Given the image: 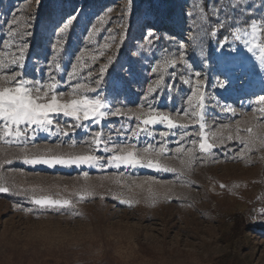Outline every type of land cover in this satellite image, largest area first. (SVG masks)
Wrapping results in <instances>:
<instances>
[{
  "label": "rangeland",
  "instance_id": "rangeland-1",
  "mask_svg": "<svg viewBox=\"0 0 264 264\" xmlns=\"http://www.w3.org/2000/svg\"><path fill=\"white\" fill-rule=\"evenodd\" d=\"M97 1V8L83 16L74 49L67 52L60 61L64 71L59 78L65 82L58 92L68 93L70 90L67 72L75 62L76 55L83 52L85 58L92 55L98 57L92 67L95 75L99 66L107 62L108 56L116 55L119 36L122 28L128 23L135 26L137 32L130 34L132 39L126 42L125 50L120 56L122 62L127 60L128 47L132 43L139 42L136 21L134 19L130 21L127 17L123 22L119 20L121 8L126 0ZM59 2L61 6L66 5L71 8L77 3L80 4L79 7L86 5L85 0H59ZM237 2L241 5L251 3L254 6L251 10H242L243 15L250 13L253 19L264 16V8L260 7L261 0H232L233 4ZM24 3L19 18L28 19L29 14H33L36 8V0H25L21 4ZM137 3L142 10L148 7L147 0H137ZM215 3L216 0H151L154 10L163 17L169 18L170 23L175 27H179L178 33L182 36L188 33V25L195 20L196 24L193 27L196 31L193 35L196 36V42L202 35L199 32V25L206 22L201 13L210 9ZM225 3L226 0H219L220 6ZM108 5H111V12L107 11ZM189 12L193 13L191 19L185 16V13ZM224 14H227L231 22L236 13L232 12L231 8L225 7ZM224 14L221 15V19L224 18ZM243 15L234 18L237 23L245 20ZM93 26L95 32L89 42L86 37L88 32L93 30ZM56 31L58 32V29ZM51 33L49 32V35ZM113 36L116 38L115 44L112 43ZM5 41L12 44L13 40L0 39V59L7 60L11 58L14 49L5 50ZM58 42L56 37L49 45L55 43L57 48L61 49ZM212 42H215V37ZM105 43L111 44V48L104 50L101 56L97 50ZM207 43L205 38L206 47ZM132 51L135 52L136 49ZM157 56L161 62L170 59L165 51H158ZM33 58V55L28 57L26 69L33 64ZM51 58L50 52L48 59ZM46 63L44 56L42 69H45ZM149 63L150 61H144L136 65L141 69L147 82L155 79L148 70ZM118 67L117 65L116 68ZM169 71L171 69L164 71V76ZM205 71L210 78L204 89L206 95H216L221 104L232 105L237 112L235 117L218 115V109L208 107L205 110L207 124L214 128V119L218 123L230 124L235 134L236 123L240 121V127L243 128L245 125L242 122L252 116V108L247 106L249 96L244 93H255L256 96L251 98L256 99L264 88L261 82L264 65L260 64L257 53L248 63L245 71L234 72V90L230 93L212 86L213 78L224 80L223 76L208 69ZM112 72V76L105 79V94L112 91L115 71ZM30 79L44 80V72ZM81 82L88 83L86 80ZM190 87V85L182 87L178 102L183 99L178 108L185 106V97L190 94ZM125 91L126 87L121 90L119 99L124 100L127 107L114 105V110L115 107H121V110L129 116L141 108L144 112L148 111L143 107L141 99L134 101L128 93H124ZM89 95L90 98H94V94ZM168 95L169 92L162 88L156 107L175 116L176 109L171 107L174 102V92L171 93L173 97L171 101L168 100ZM242 102L245 105L243 108L240 106ZM143 118L146 117L141 116V120ZM54 119L62 126L72 123L71 118L64 116ZM177 122L189 121L181 117ZM135 124V119L110 116L101 122L99 128H102L105 134L114 135V132L109 133V129H118L121 125L135 127ZM90 127L98 130L94 124ZM195 130H198L195 126L190 129V131ZM168 131L165 124L148 126L147 131L139 136L138 141H133L127 146L145 155L142 149L149 143L158 147L159 141L165 140L163 134ZM88 138L86 128L77 129L71 137L39 133L35 141L28 145L29 158L34 153L44 154L46 149H52L54 153L86 154L89 145L81 141ZM119 139L120 137H117L118 141ZM176 139V135L168 136L167 147L175 148ZM73 141L76 143L73 144ZM124 146L120 144V147ZM241 147L236 142H229L226 148L214 150L215 158L210 157L203 163H193L187 172L186 180L181 181L176 178V173L157 171L146 165H112L101 169L98 165L28 164L23 158H14L20 152L19 148L0 142V152L12 161L3 170L6 174V182L10 181L19 188L35 189L37 196L60 193L64 198H73L71 196L73 191H81L85 184L93 186L96 193L94 197L76 204V210L80 215L55 211H21L17 205L24 208L32 205L15 203L0 193V264H264V222H262L264 217L259 215L260 210L264 209V151L241 153V158L233 159V154L240 152ZM229 149L232 151L229 152ZM96 154L108 155L103 151H98ZM147 155L154 162L157 161L156 151L150 149ZM159 162L178 170L184 168L181 158L175 156L162 157ZM84 173H88L87 178L84 177ZM222 184L225 187H220ZM149 187L152 189L151 193ZM152 193L157 194L154 204ZM81 194L84 193L81 191ZM101 194L105 196L104 199L100 198ZM117 195H120V200L115 198ZM166 196H171L173 199L169 201ZM124 199L132 200V206L121 203ZM238 214L246 218V226H249H245L242 231L234 229Z\"/></svg>",
  "mask_w": 264,
  "mask_h": 264
},
{
  "label": "snow or ice",
  "instance_id": "snow-or-ice-1",
  "mask_svg": "<svg viewBox=\"0 0 264 264\" xmlns=\"http://www.w3.org/2000/svg\"><path fill=\"white\" fill-rule=\"evenodd\" d=\"M41 2L42 0H36L35 21L38 18ZM147 2L148 7L143 10L138 6L137 0H126L121 8L119 20L123 22L126 17L130 21L134 19L139 29L137 37L139 42L132 43L128 47L127 60L122 62L120 56L125 50L126 42L132 39L130 36L131 23L122 28L116 55L108 56L107 62L99 66L95 75H93L92 67L98 59L96 55L85 58L84 53L81 52L75 56V62L71 64L70 70L67 72L70 89L68 93L58 92L65 81L59 78L64 69L60 62L62 60L59 55L60 48H57L55 43L48 46L41 45L44 48L47 61L45 69H43L45 79L26 78L28 59L26 50L33 47L31 38L35 26L31 14L28 19L24 20L23 27L10 28L8 36L13 40V43L8 44L5 41V50L11 48L14 51L11 52L10 59H0V142L20 149V152L14 156L15 159L23 158L24 162L28 164L98 165L101 169L112 165H146L157 171L176 173L178 180L185 181L187 172L193 163L207 162L209 157L215 158L214 150L226 148L229 142H236L242 146L240 152L233 154V159L241 158V153L251 154L264 151V122H262L264 121V88L261 89V94L256 99L251 98L256 96L255 93H244L249 96L247 106L252 108V116L242 122L245 125L243 128L240 127V121L236 123L235 134H233L230 124L218 123L215 119L213 120L214 128L208 126L207 112L205 111L208 107L218 109V115L235 117L237 112L232 105L221 104L216 95H206L204 91L210 79L205 69L215 71L219 76L224 77V80L213 78V88L230 93L234 90V72L245 71L248 63L257 53L260 64L264 65V16L259 19L247 17L241 23H237L232 18L229 22L230 18L224 14L225 7L231 8L234 13L242 14V10H251L254 7L253 4L241 5L239 2L233 4L232 0H226V3L220 6L219 0H216L210 9L201 13L206 22L199 25V32L202 35L196 42V36L193 35L196 31L193 27L196 24L195 20L188 25V33L182 36L174 31L175 26L170 23L169 18L163 17L154 10L151 0H147ZM260 7L264 8V0H261ZM111 11L108 9V12ZM75 13L76 11L60 20L56 26L59 29L58 32L56 28L53 29V33L57 37H62L77 20L78 15ZM222 14H224L223 19H221ZM185 16L191 19L193 13H185ZM12 23L17 24L18 22L13 20ZM94 32L95 26L86 37L89 42ZM214 37L215 42L213 43ZM26 38L28 42H26ZM205 38L208 42L207 47ZM161 42H163V46ZM112 43H116L114 36ZM110 48L111 44L105 43L97 51L103 56L104 50ZM132 49H136V51L133 52ZM158 51H165L170 59L161 62L157 56ZM49 52L52 53L50 60L47 56ZM144 61H150L147 67L155 78L154 81L147 82L143 89L144 94L140 97L143 107H146L148 111L144 112L141 108L129 116L121 110V107H115L114 110V105L127 107L126 102L119 99L121 90L131 82L139 83L136 65ZM117 65L118 68H116ZM110 68L115 71V78L112 80V91L105 94V78L112 76ZM168 69L171 71L166 78L163 72ZM37 71H41V69L37 67ZM9 72L11 74H8ZM125 73L128 75L125 76ZM83 80L88 83L81 82ZM166 80L172 82L167 83ZM176 81H179L181 85H190L191 87L190 94L185 97V106L176 109L175 116H172L171 113L158 110L156 105L160 99L162 88L169 92L168 100L173 99L171 93L179 91ZM261 82L264 84V73L261 75ZM92 84L95 86L91 87ZM89 94H94V98H90ZM194 100L195 103H193ZM240 106L243 108L245 105L242 102ZM240 115H244V113H240ZM58 116L71 118L72 123L62 126L59 121L54 119ZM110 116H119L128 120L135 119V127L121 125L118 129H109V133L114 132V135L105 134L99 125ZM141 116L146 118L141 120ZM181 117L187 118L189 122L178 123L177 121ZM93 124L97 126L98 130H93L90 127ZM157 124H165L169 130L163 134L165 140L159 141L158 147L149 143L142 149L145 155H141L140 151L127 146L133 141H138L139 136L147 131L148 126ZM194 126L198 130L190 131ZM79 128H86L88 131L89 138L81 141L89 145L86 154L54 153L52 149H46L44 154L34 153L29 158L28 145L35 141L39 133L71 137ZM172 135L177 136L176 146L168 148L166 139ZM117 137H120L119 141ZM75 143L73 141V144ZM120 144L125 146L120 147ZM150 149L157 152L156 162L147 155ZM98 151H103L108 155H97ZM231 151L229 149V152ZM165 156L181 158L184 168L178 170L162 165L159 160ZM11 162L10 159H0V193H8L13 191V187H16L6 186V174L3 169ZM84 177L87 178L88 173H84ZM220 187L225 186L222 184ZM17 191L32 205L28 208L17 205L21 211L69 212L73 215H80L76 210V204L96 195L94 187L88 184H85L81 190L83 195L81 191H73L71 194L73 198H64L60 193L37 196L35 189L17 188ZM149 192H152L151 187H149ZM152 197L154 204L157 194L152 193ZM100 198L104 199L105 196L101 194ZM115 198L120 200V195ZM166 198L169 201L173 199L171 196H166ZM138 202L136 201V203ZM121 203L132 206L133 201L124 199L121 200ZM259 215L264 217V209L260 210Z\"/></svg>",
  "mask_w": 264,
  "mask_h": 264
},
{
  "label": "trees",
  "instance_id": "trees-1",
  "mask_svg": "<svg viewBox=\"0 0 264 264\" xmlns=\"http://www.w3.org/2000/svg\"><path fill=\"white\" fill-rule=\"evenodd\" d=\"M23 1L25 0H0V39L10 38L8 36V32L10 28L23 27V22L26 19L19 18L22 13L21 9L25 6V3L21 4ZM85 2H86L85 6L79 7L80 4L77 3L74 7L71 8L66 5L61 6L59 0H42L41 6L38 12V18L35 21V15L37 11V5H36V8L33 14H31L32 21L35 25L33 37L31 38L33 42V47L29 50H26V55L28 57H30V55H33L34 58H33V64L31 65V67L26 69V77H29V78L35 77L44 72L41 65H42L45 53H44V48L41 45L48 46L49 43L52 41V39L57 37L53 33V29L54 28L58 29L56 26L60 22V20L64 16L72 14L76 11L75 14L78 15L77 20L73 23L70 29L65 31L62 37H57V39L59 40L58 43L61 47L59 55L62 58L65 57V54L67 52L74 49L76 40L78 38V30L83 20L84 14L90 12L91 10L96 9L98 5L97 0H85ZM19 6L21 7L20 9H19ZM107 8L112 9L111 5H108ZM53 10H55V12H53ZM241 15H243V12L242 14L236 13L234 15V18H239ZM243 16L245 17L244 19H246L247 17H251V18L253 17L251 16L250 13H246ZM13 20L17 21L18 23L13 24L12 23ZM183 26L184 25H182V27ZM178 29L179 27H175L174 31L178 33ZM49 32H52L51 35H49ZM136 32H137V28L135 26H132L130 34L133 35ZM66 41L68 43H65ZM26 42H28L27 38H26ZM161 44L163 46V42H161ZM47 56H50V52L47 53ZM37 67H39L41 71H37ZM136 67L139 73L137 77V79L139 80V83L131 82L129 86H125L126 91L124 93H128L129 97L133 99L134 101H140V96L143 95V89L145 88L147 81L145 79V76L141 73V69L139 68V66H136ZM109 71L113 73L112 72L113 69L110 68ZM168 74L169 73H166V76H165L166 78L168 77ZM108 78L109 77H106L105 79H108ZM167 82L171 83L172 81H167ZM175 83L179 91H173L174 92V102H172L171 104L172 109H177L181 105V102L183 99L182 98L181 101L178 102V96L180 95L181 89L184 85H181L179 81H176ZM0 159H8V158H6L5 154L0 152ZM5 167H8V166L5 165ZM6 186L12 187L14 185H12L10 181H7ZM17 188L19 187H13V191H10L8 193H2V195L9 198V200H12L15 203H22V204L28 203L29 204V201L27 199H24L23 196L18 193ZM19 189H27V188H19ZM246 222H247L246 218L243 215L238 214L236 216L235 224H234L235 231H242V229L246 226ZM246 227H249V226H246Z\"/></svg>",
  "mask_w": 264,
  "mask_h": 264
}]
</instances>
